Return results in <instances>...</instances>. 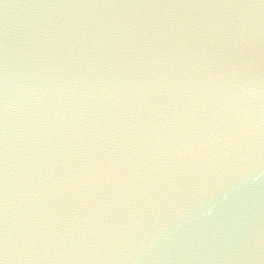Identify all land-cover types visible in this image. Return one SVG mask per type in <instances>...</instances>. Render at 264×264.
Here are the masks:
<instances>
[{"label":"water","instance_id":"1","mask_svg":"<svg viewBox=\"0 0 264 264\" xmlns=\"http://www.w3.org/2000/svg\"><path fill=\"white\" fill-rule=\"evenodd\" d=\"M0 264H264V0H0Z\"/></svg>","mask_w":264,"mask_h":264}]
</instances>
